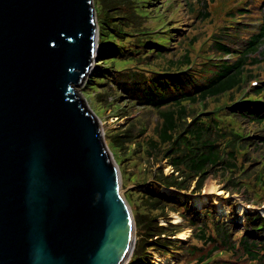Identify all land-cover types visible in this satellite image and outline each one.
<instances>
[{
    "label": "water",
    "instance_id": "1",
    "mask_svg": "<svg viewBox=\"0 0 264 264\" xmlns=\"http://www.w3.org/2000/svg\"><path fill=\"white\" fill-rule=\"evenodd\" d=\"M93 7L0 0V264H124L134 248L120 170L72 88L97 47Z\"/></svg>",
    "mask_w": 264,
    "mask_h": 264
},
{
    "label": "trees",
    "instance_id": "2",
    "mask_svg": "<svg viewBox=\"0 0 264 264\" xmlns=\"http://www.w3.org/2000/svg\"><path fill=\"white\" fill-rule=\"evenodd\" d=\"M106 1L108 0L93 1L98 27L97 41L101 42L100 49L104 47L106 41L114 40L120 45L119 47H127L128 54L136 55L137 64L150 66L152 56L159 59V64L163 63L162 66L151 71L136 68L135 72L129 74L130 80L126 82L128 87L124 89V93L129 98H134L136 103L142 107L158 109L161 117L160 124L154 128L151 134L144 136L139 144L144 146L142 150L147 153L148 158L159 155L168 158L173 172H177L175 176L153 173V181L148 183L147 188L143 189L146 192H141L139 195L142 193L146 195L144 198L149 200L153 208L161 209L165 204L178 211V203L171 198V195L154 192L153 188H157L159 185V182L155 180L166 186L185 189L187 188L184 186L186 177H192L193 180L197 178V182L201 184L212 169L240 173L241 176L237 184L245 186L248 192L253 195L255 190L252 189L251 184L254 183L255 179H251L250 176L256 174V168L264 163V159L260 158V154L264 153V108L242 103L243 105L235 104L233 106H229V104L224 107V111H222L224 108L206 111L199 117L196 116V113L200 103L208 109L211 103H218L222 99L232 100L235 93L239 92L245 85L246 78L257 76L253 73L261 71V68L254 66L264 61V48L258 51L264 42V17L261 19L263 24L257 30L256 33L259 32L257 35L241 34L239 29L229 31L224 27L219 28L214 34L209 43V50L237 54L234 55L235 59L219 64H215L212 60L209 62L202 60V63L198 60L190 72L178 73L177 71H181L190 64L191 57L196 54H194V50L189 45L183 48L175 47L173 57H168V48L163 47L166 43L164 41L167 39L165 34L152 36L150 39H147L146 36H139L136 37V41L131 40L130 37H135L136 33L145 35L150 32L139 29L134 31V27L130 26V21L127 20V15L130 13L114 14L109 12L113 16H110L108 12L103 14L101 10ZM109 1V5L114 4L111 8L115 9L118 4L133 0ZM142 1L149 7V9L143 10H153L154 19L163 20L165 16L182 7L188 8V11L192 12L196 18L202 16L198 21L200 23L211 15L210 4L216 0H203L204 11H200L198 0H181L176 4L172 3L169 9L165 7L166 10L163 14L156 13L162 7L155 4L156 0ZM248 1L258 2L257 0ZM131 8L136 14L138 9L134 3H131ZM235 11L236 9L231 10L230 14H234ZM261 12L264 13L263 10ZM177 22L178 20H174V23ZM172 28L176 29L175 27ZM220 32L224 33L227 40L224 44L215 41ZM234 42L244 46L240 52L232 50V47L228 45L229 43L234 44ZM157 43L158 45L153 46ZM101 53L105 54L104 50H99L98 55ZM114 53L117 58L123 57L117 61L129 60L130 62V57L126 58L124 53ZM117 61L115 60L114 63ZM153 71L164 72V74H155ZM202 71L206 74L202 75ZM252 90L255 94H259L264 91V84ZM82 104L86 108L83 101ZM188 117H191L189 122L186 120ZM203 118L207 121V125L200 123ZM143 131L144 129L141 130V133ZM244 132H251L253 135L244 137L242 135ZM108 142L109 149L114 155V146L111 141ZM258 183L259 185L262 183L258 191L264 193V176L262 174L259 175ZM180 205L183 210L189 209L187 203ZM231 205L233 206V203ZM181 215L183 220H186V226L192 228V235L189 238L190 242L181 246L180 249H185L186 253L190 255L194 254L199 261H206L210 257L211 251L217 250L218 246L214 244L209 251L199 254L197 253L200 250L197 242L205 246L206 243L219 241L230 255L229 259L223 261L222 264H250V262L264 264V219L258 215L246 216V220L251 221L252 226L257 228L259 233L257 238L251 233L248 235L231 229L232 221H224L223 218L209 213V210H205V217L199 222L186 218L185 213H181ZM166 221V226L156 227L159 233L165 232L172 235L176 227L182 226V223H171L170 218ZM167 244L165 246L166 251L174 253L172 243L168 242ZM138 247L139 244L137 247L135 244L132 254L134 264L143 256L140 253L142 250L137 251Z\"/></svg>",
    "mask_w": 264,
    "mask_h": 264
},
{
    "label": "rangeland",
    "instance_id": "3",
    "mask_svg": "<svg viewBox=\"0 0 264 264\" xmlns=\"http://www.w3.org/2000/svg\"><path fill=\"white\" fill-rule=\"evenodd\" d=\"M93 1L94 0H91L92 4ZM169 1L170 0H157L155 4L158 6L160 4L167 5V9H169L172 3L176 4V2L181 0ZM108 2L110 1H106L101 10L103 14L108 12L110 16H113L109 12H113L114 14L122 12L130 13L127 15V20L130 21L129 25L134 27V31L139 29L144 32H150L145 35H139L136 33V35H134L135 37H130L133 41H136V37L139 36H146L147 39H150L152 36H155V34H161L164 28H169L170 26L179 28L177 30H170L169 35L176 34L181 37L177 39L176 36H174L172 43H169L168 57H173L175 47L183 48L187 45L194 50V54L201 50H206V55L221 57L223 56L221 52L209 50V43L214 37V34L219 28H223L224 26L237 28V24L243 23L247 19V17L238 13L230 14L231 10L245 7L246 0H216L210 4L211 15L209 17L205 16L207 18L200 23H198V21L202 16L196 18L192 12L188 11V8L185 9L180 7L178 11H173L165 16L163 20H158L154 19L153 14L155 13H153V10H143L149 9V7L142 0H133L132 2L118 4L115 9L111 8L114 4L109 5ZM131 3H134L138 9L136 14L132 11ZM198 3L200 11H204L203 0H198ZM165 10L166 9L161 7L156 13L163 14L165 13ZM252 14L254 17H258L262 16L264 13H262L261 10H258L257 7H254ZM170 17L171 19L169 20ZM174 20H178V22L174 23ZM250 22H255V18H251ZM250 26L251 25H247V27L243 28L241 32L246 35L250 34L252 30ZM221 34L224 33L220 32L219 36ZM97 44H99V47L97 45L96 50H94L92 61L90 63L91 65L87 70V73L82 78L81 83H79L78 86H72V88L73 92H75L76 98L83 101L85 106L99 122L103 143L107 146V143H109L108 141H111L114 146V157L117 159L116 163L121 174V189L122 192H124L123 195L128 201L130 208H132L135 219L136 247L139 244L137 251L140 252L142 250L140 253L143 255L141 257L142 259L136 260V264H160L157 259L164 258L167 255L170 256L171 259L169 262H166V264H222L223 261L229 259L230 255L219 241L206 243L205 246H202L201 243L197 242L200 249L197 251L199 254L209 251L214 244H217L218 246V249L212 250L209 255L210 257L202 262L199 261L198 257L194 254L190 255L186 253L185 249H180L181 246L190 242V239L186 240L182 245L175 243V238H178V234L168 235V233L165 232L159 233V230L156 227L166 226L165 220H168L169 218H171L172 221H177L179 218V223H182V226L176 227L174 233L184 231L183 233L185 234H192V228H188L189 226H186V220H183L181 217V213H186L180 205L184 203L194 206V212L186 213V218H190L195 222H199L203 219V211L205 213V210H211L220 218L224 216L227 218H233L235 217V214H240V218L243 219L247 212H252L251 207L259 208L264 204V201H262V199H264V193L258 191L259 186L263 183L262 182L259 185L258 179L260 174L264 176V163L256 168V174L254 173L250 176L251 179H255L254 183L251 184L252 189L255 190L253 195L248 192L245 186L237 184L238 179L241 176L240 173L232 171L223 172L219 169H212L203 183L199 184L197 178L193 180L192 177H186L184 186L187 188L177 189L171 187V191H169L170 193H167V188L163 183L155 180L156 182H159V185L157 188H153L154 192H166V194L171 195V198L178 203L177 207L179 210H173L170 206L165 204L161 209L153 208L149 200L144 198L146 195L143 193L142 195L139 194L141 192H146L143 191V189L147 188V185L153 181V173L158 175L170 174L175 176L177 172H173V168L169 164L168 158L162 157L161 155L154 158H148L147 153L142 150L144 146L139 144V141H141L144 136L151 134L154 128L160 124L161 117L158 109L142 107L136 103L134 98H129V96L124 93V89L128 87L126 82L130 80L129 74L135 72L136 68L151 71L156 70V67L162 66L163 63L159 64V59H155L152 56L150 59V66L142 65L141 63L137 64L136 55L128 54L127 47H119L120 45L114 40L106 41L102 49H100L101 42H98ZM112 49H114V51H112ZM99 50H104L105 54L101 53L98 55ZM114 52L124 53L126 58L130 57V62L129 60L117 61V59H123V57L117 58V55ZM138 52L140 51L138 50ZM115 60L117 61V64L114 63ZM213 62H216V64L220 63V61ZM210 64L213 65V63ZM258 66L260 65L254 67ZM261 72L260 76L264 78V68ZM223 100L225 99H222L218 103H211L208 109L200 103L197 111H211L213 109L221 108ZM186 120L189 122L191 117H188ZM142 129H144L143 133H141ZM242 134L253 135L251 132H244ZM105 148L107 153H109L108 148ZM260 158L264 159V153L260 154ZM111 160L113 161L112 156ZM209 179L214 180L219 192H224L229 195V197L227 195L226 199L223 198L224 196L222 195L220 199L225 201L224 204L226 205V209L209 196L208 199L206 198V191L204 190L206 182ZM198 185L201 186L198 187ZM174 188L177 191H174ZM239 197H241V200ZM246 199L249 201H246ZM241 201L245 202L241 204ZM248 202L250 206V208H248L249 210L243 211L245 206H248ZM231 203L234 204V208ZM237 203L243 206L241 211L237 208ZM211 207L212 209H210ZM232 228H234V224L231 226V229ZM240 228L241 232H245L246 230L255 234V231L250 227H246L245 230H242L240 224L237 225L236 231ZM179 235H181V233ZM192 241L196 242L195 240ZM168 242L170 244L172 243V251H175L174 253L166 251L165 246L168 245ZM132 258L133 256L131 255L130 259L125 263L134 264ZM250 264L256 263L250 262Z\"/></svg>",
    "mask_w": 264,
    "mask_h": 264
},
{
    "label": "bare ground",
    "instance_id": "4",
    "mask_svg": "<svg viewBox=\"0 0 264 264\" xmlns=\"http://www.w3.org/2000/svg\"><path fill=\"white\" fill-rule=\"evenodd\" d=\"M161 123H163V122H161ZM141 185V184H140ZM166 191H171V189H167ZM204 191H206L205 192V196H206V198L208 199V196L210 197V198H212L214 201H216V202H218V203H220L222 206H224L223 208L224 209H226V205L224 204V200H220L221 199V196L223 195L224 197L223 198H227V193H224V192H219L218 191V189H217V185L215 184V182H214V180H212V179H209V180H207V182H206V187H205V190ZM124 193V192H123ZM194 197H195V195H194ZM228 197H229V195H228ZM237 208L239 209V211H241V209L243 208V206H241L240 204H238L237 203ZM251 209H254V207H251ZM261 210L264 212V206L261 208ZM178 220V219H177ZM184 232V231H183ZM183 232H181V235H177L178 237H185L186 235H188V234H185V233H183ZM157 255H159V254H157ZM160 257V256H159ZM162 257V256H161ZM164 257V256H163ZM170 256H165L164 258H161V259H157L158 261H159V263L161 264V263H163V264H166V262H169L170 261ZM128 260V259H127ZM126 260V261H127ZM125 261V262H126ZM125 262H124V264H125Z\"/></svg>",
    "mask_w": 264,
    "mask_h": 264
}]
</instances>
